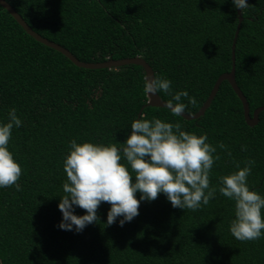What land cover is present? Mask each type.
<instances>
[{
  "label": "trees",
  "instance_id": "trees-1",
  "mask_svg": "<svg viewBox=\"0 0 264 264\" xmlns=\"http://www.w3.org/2000/svg\"><path fill=\"white\" fill-rule=\"evenodd\" d=\"M7 1L35 31L83 61L144 57L155 74L171 80L173 92L187 90L196 97L187 113L197 112L218 77L232 69L239 22L232 0ZM248 3L236 44V80L252 114L264 105V0ZM145 75L138 64L77 66L28 34L0 4V120L6 121L15 107L23 121L9 142L22 167V190L0 188V264H264V238L239 241L231 235L234 202L218 190L196 211L173 208L161 193L141 201L139 215L123 227L119 218L110 226L104 223L111 207L107 202L97 210L100 221L83 231L59 227L69 142L119 146L126 141L131 122L149 100L143 92ZM142 115L206 133L220 156L210 173L213 186L219 176L236 170L235 162L243 167L254 159L248 184L264 195V110L257 125H248L229 81L198 118L155 106L144 107ZM220 142L231 156L218 147Z\"/></svg>",
  "mask_w": 264,
  "mask_h": 264
},
{
  "label": "clouds",
  "instance_id": "clouds-1",
  "mask_svg": "<svg viewBox=\"0 0 264 264\" xmlns=\"http://www.w3.org/2000/svg\"><path fill=\"white\" fill-rule=\"evenodd\" d=\"M232 5L243 12L249 7L248 0H232ZM143 92L149 97L168 93L171 98L165 106L174 116L182 115L189 104H197L195 96L187 90L173 92L171 80L157 74L144 76ZM22 124L15 107L8 110L6 121L0 120V188L15 186L17 191L22 190L18 183L22 167L9 148L12 130ZM130 128L126 141L119 146L78 142L77 138L69 142L63 160L64 194L58 205L61 229L81 232L88 224L100 221L97 210L102 202L111 205L104 223L110 226L119 218L123 227L139 215L141 201H153L161 193L173 208L196 211L209 204L218 190L234 202L231 235L239 241L264 238V195L248 184L254 159H247L243 167L235 162L236 170L219 176L218 184L213 186L210 173L220 156L206 133L197 135L183 130L179 122L157 117L149 120L143 115L134 119ZM218 147L228 150L223 142ZM77 207L85 210L83 215L76 214Z\"/></svg>",
  "mask_w": 264,
  "mask_h": 264
},
{
  "label": "water",
  "instance_id": "water-1",
  "mask_svg": "<svg viewBox=\"0 0 264 264\" xmlns=\"http://www.w3.org/2000/svg\"><path fill=\"white\" fill-rule=\"evenodd\" d=\"M0 4L18 21V23L27 31L28 34L33 36L36 40L62 52L64 55H66L74 64L80 67L85 68H113V67H119L122 65L127 64H138L144 67L146 74L149 75V77L153 76L155 74L154 69L149 64V62L146 61V59L142 56H133V57H123L118 59L110 58L106 61L102 62H86L81 59H79L75 54H73L68 48L65 46L52 41L41 34H39L37 31H35L23 18V16L7 1V0H0ZM238 17L239 22L235 31V36L232 44V58H233V65L232 69L229 72L222 73L218 79L216 80L214 87L205 101V103L201 106V108L195 112V113H187L183 112L181 116H183L186 119H195L205 114L206 110L211 106L215 96L217 95L221 84L223 81L227 80L232 85L233 89L241 99L243 103L244 108V116L245 120L248 125L255 126L260 121V113L264 110V105L257 107L254 112L251 114V108L249 101L247 99V96L244 94L243 90L239 86L236 80V44L237 39L239 36L241 24L243 21V10L238 9ZM149 97V96H148ZM166 100L163 99V97L160 94L153 95L152 97H149L148 103L144 106H155V107H166ZM141 109L139 113V117L143 114V109Z\"/></svg>",
  "mask_w": 264,
  "mask_h": 264
}]
</instances>
